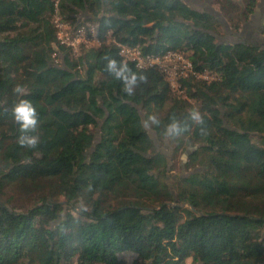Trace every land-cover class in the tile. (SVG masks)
Wrapping results in <instances>:
<instances>
[{
	"label": "trees",
	"instance_id": "1",
	"mask_svg": "<svg viewBox=\"0 0 264 264\" xmlns=\"http://www.w3.org/2000/svg\"><path fill=\"white\" fill-rule=\"evenodd\" d=\"M212 1L238 33L259 0ZM56 19L72 33L94 23L97 44L76 55ZM225 36L182 0H0V264H264V49ZM118 44L184 53L209 79L174 89ZM108 59L146 80L129 93ZM22 98L34 146L18 142ZM149 130L172 161L192 149L199 171L175 192Z\"/></svg>",
	"mask_w": 264,
	"mask_h": 264
},
{
	"label": "built area",
	"instance_id": "2",
	"mask_svg": "<svg viewBox=\"0 0 264 264\" xmlns=\"http://www.w3.org/2000/svg\"><path fill=\"white\" fill-rule=\"evenodd\" d=\"M55 23L58 30L67 28L64 25L59 24L58 20H56ZM81 28L71 34L68 32L65 34H60L61 32H58V39L61 43L66 44L67 46H70L74 49L75 43L83 36L84 32L86 31L85 27ZM90 28L92 34L91 36L94 37L95 34L93 31L95 30L92 27ZM118 48L119 55L124 62H132L139 70L149 68L158 69L166 76L171 87L174 89L179 88L177 79L186 78L189 74L204 80L209 79V76L205 74H198L194 71L191 61L185 56L184 53L167 51L159 55L143 54L138 46L126 44H118Z\"/></svg>",
	"mask_w": 264,
	"mask_h": 264
},
{
	"label": "rangeland",
	"instance_id": "3",
	"mask_svg": "<svg viewBox=\"0 0 264 264\" xmlns=\"http://www.w3.org/2000/svg\"><path fill=\"white\" fill-rule=\"evenodd\" d=\"M200 1H202V10H206L207 12L212 13L216 16V12H218L217 10L218 6L216 5L215 2H213L212 0H200ZM237 1L240 2V0H237ZM85 16H86L85 14H81L79 16L80 20L83 19V17L85 18ZM217 18L219 19L220 17H217ZM58 23L62 24L59 20H58ZM95 26L96 25L94 23L84 24L83 27L86 28L85 29L86 31L84 32L83 36L75 43V47L73 49L76 55H78V53L80 52L85 51L88 48L94 47L97 44L94 37L91 36L92 34H91V28H90L92 27L95 30ZM57 31L61 32L60 34H65L66 32H68L69 34L72 33V31L68 27L62 28L60 30H58L57 28ZM93 33L95 34V31H93ZM218 40L220 42H227V43L238 42V38H236L235 36H231V37L225 36L224 38L222 37V38H219ZM251 45L258 47V48H264L262 42L257 41V40L253 41ZM149 134L151 138L153 139V141L155 142V145L157 146V148L166 155L171 165L173 164L172 170L168 172L165 180L168 183V185L172 188L173 192H175L178 186L177 180L181 177L188 176L189 174L193 172L199 171V166H191V165L189 166L187 164V157L190 153V149H182L181 151H179V153H177V155L173 157V161H172L173 146L171 143H168L167 138H164V141L160 142L157 140L156 134L153 131L149 130ZM18 201L20 204L21 203L23 204V202H25L21 200H18ZM24 209L25 207L21 208V210H24Z\"/></svg>",
	"mask_w": 264,
	"mask_h": 264
},
{
	"label": "clouds",
	"instance_id": "4",
	"mask_svg": "<svg viewBox=\"0 0 264 264\" xmlns=\"http://www.w3.org/2000/svg\"><path fill=\"white\" fill-rule=\"evenodd\" d=\"M105 67L114 77L124 82V88L129 93L132 92L134 86L139 82L146 80V76L143 73L133 72L127 63L117 62L115 59H108ZM12 113L14 119L18 122L22 133L18 142L22 145L34 146L37 143L38 138L34 135L25 134L29 130L35 129L37 125V113L32 103L28 99L22 98L13 106ZM150 119L154 123L158 122L154 116ZM191 119L197 123H202L203 120L197 110L191 112ZM180 130L181 128L176 121H173L168 126V132L171 134L179 133Z\"/></svg>",
	"mask_w": 264,
	"mask_h": 264
},
{
	"label": "crops",
	"instance_id": "5",
	"mask_svg": "<svg viewBox=\"0 0 264 264\" xmlns=\"http://www.w3.org/2000/svg\"><path fill=\"white\" fill-rule=\"evenodd\" d=\"M189 6L195 10H202V2L198 0H184ZM253 22L246 23L241 26V29L238 33H232L229 29L226 37L235 36L238 38L239 42L250 44L257 40L261 41L264 47V0L258 1V6L255 10L254 15L252 16ZM227 30V29H226ZM264 49V48H262Z\"/></svg>",
	"mask_w": 264,
	"mask_h": 264
},
{
	"label": "flooded vegetation",
	"instance_id": "6",
	"mask_svg": "<svg viewBox=\"0 0 264 264\" xmlns=\"http://www.w3.org/2000/svg\"><path fill=\"white\" fill-rule=\"evenodd\" d=\"M184 3H186L184 0H182ZM200 0H198V2H199ZM260 1V0H259ZM200 2H202V1H200ZM187 4V3H186ZM188 6H189V4H187ZM257 6H258V3H257V5H256V8H257ZM190 7V6H189ZM191 8V7H190ZM256 8H255V10H256ZM193 9V8H192ZM193 10H195V9H193ZM255 10H254V12H253V14L250 16V18H249V20L247 21V22H245V23H243L242 25H244V24H246V23H252L253 22V18L254 17H252L253 15H254V13H255ZM196 11H199V12H206V13H209V12H207L206 10H196ZM216 17V16H215ZM216 19L219 21V19L216 17ZM222 25H223V23L221 22V21H219ZM227 24V23H226ZM247 25V24H246ZM228 26V25H227ZM223 27H224V25H223ZM225 29V28H224ZM229 29V28H228ZM228 29L226 30V36H227V33H229L228 32ZM235 43H242V42H235Z\"/></svg>",
	"mask_w": 264,
	"mask_h": 264
},
{
	"label": "water",
	"instance_id": "7",
	"mask_svg": "<svg viewBox=\"0 0 264 264\" xmlns=\"http://www.w3.org/2000/svg\"><path fill=\"white\" fill-rule=\"evenodd\" d=\"M209 14L215 16V15L212 14V13H209ZM216 17H220V18H219V21H221V22L223 23L225 29H228V26H227L226 22L223 20V18L221 17L220 13L216 12ZM191 151H192V149H190V152H191Z\"/></svg>",
	"mask_w": 264,
	"mask_h": 264
}]
</instances>
